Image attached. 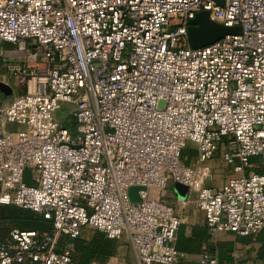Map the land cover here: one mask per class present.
Wrapping results in <instances>:
<instances>
[{"label": "built area", "instance_id": "2783aa9c", "mask_svg": "<svg viewBox=\"0 0 264 264\" xmlns=\"http://www.w3.org/2000/svg\"><path fill=\"white\" fill-rule=\"evenodd\" d=\"M201 11L241 34L193 48ZM6 76L26 89L0 99V204L53 233L11 230L0 264H76L86 228L126 240L138 264H178L182 218L156 194L171 183L195 194L211 234L264 230V0H0ZM218 153L238 175L211 187ZM195 264L220 262L205 250Z\"/></svg>", "mask_w": 264, "mask_h": 264}, {"label": "trees", "instance_id": "16d2710c", "mask_svg": "<svg viewBox=\"0 0 264 264\" xmlns=\"http://www.w3.org/2000/svg\"><path fill=\"white\" fill-rule=\"evenodd\" d=\"M64 126L74 131L75 122L72 119H66ZM194 150L183 151L185 154H190L192 157H197V151ZM256 160V159H253ZM186 161V160H185ZM189 165V161H186ZM24 180L29 185H34L32 172L27 170L24 175ZM1 191V189H0ZM13 229L21 231H37L40 234L53 233V224L46 219L42 214L30 209H22L16 206H3L0 204V239H3ZM179 230V229H178ZM196 238L185 237L181 230L177 231L175 247L180 253H190L202 250V244L211 241V234L208 227L197 228L194 232ZM73 260L76 264H110L119 255L122 254L121 246L117 244L116 240L108 238L103 232L96 231L90 238H78L74 240ZM208 250L218 257L220 264H223L221 253L212 248H204L203 251ZM202 251V252H203Z\"/></svg>", "mask_w": 264, "mask_h": 264}, {"label": "crops", "instance_id": "0c3cea01", "mask_svg": "<svg viewBox=\"0 0 264 264\" xmlns=\"http://www.w3.org/2000/svg\"><path fill=\"white\" fill-rule=\"evenodd\" d=\"M217 155L220 156L219 153ZM156 194L176 208L182 218L179 230L185 237L196 238L195 236L198 235L194 234L195 229L200 228L201 230V228L208 227L204 213L194 204L195 195H193L192 201L185 202L186 196L180 197L176 190V183H171L167 189ZM211 237V241L202 244L201 251L184 253L178 264H195L206 247L219 251L223 258V264H264V230L254 236L220 232L211 234Z\"/></svg>", "mask_w": 264, "mask_h": 264}, {"label": "rangeland", "instance_id": "374dc122", "mask_svg": "<svg viewBox=\"0 0 264 264\" xmlns=\"http://www.w3.org/2000/svg\"><path fill=\"white\" fill-rule=\"evenodd\" d=\"M7 48H12L11 46H7ZM16 57V58H15ZM21 56H14L15 59L20 58ZM26 87L23 83L19 82L14 78H10L9 76L5 77L4 82H0V99L10 100L15 96L22 94L25 91ZM69 110L68 106H65L58 114L57 117L59 120H68V114L66 113ZM187 150H194L193 146L190 145ZM185 160L189 161L190 164H195L197 159L192 157L190 154H185ZM210 165L212 167L211 176L208 181V185L211 187H216L222 185L226 181H228L231 177H235L238 174L234 172L233 168L227 165L220 156H216L213 160H211ZM32 172V171H31ZM33 174V173H32ZM33 177V176H32ZM195 195V194H194ZM2 205V204H1ZM3 206H14V205H3ZM17 207V206H16ZM22 208V207H18ZM26 209V208H22ZM96 230L86 228L81 236V238H90ZM117 244L121 246L122 254L119 255L115 260H113L110 264H138L134 252L130 246V244L125 240L117 241Z\"/></svg>", "mask_w": 264, "mask_h": 264}, {"label": "water", "instance_id": "95a60500", "mask_svg": "<svg viewBox=\"0 0 264 264\" xmlns=\"http://www.w3.org/2000/svg\"><path fill=\"white\" fill-rule=\"evenodd\" d=\"M217 3L223 4L224 0H214ZM239 26L228 27L223 24L211 20L208 11H201L194 19L190 21L188 28V39L193 48H202L210 45L227 35L241 34ZM146 188L134 186L129 189V196L132 202L141 201L140 191H145ZM176 190L180 197H185L188 188L182 184L176 183Z\"/></svg>", "mask_w": 264, "mask_h": 264}]
</instances>
